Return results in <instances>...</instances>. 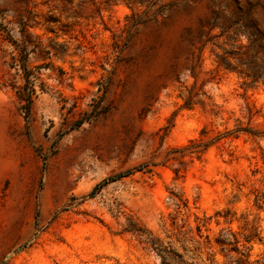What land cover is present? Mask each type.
<instances>
[{
	"label": "rangeland",
	"instance_id": "374dc122",
	"mask_svg": "<svg viewBox=\"0 0 264 264\" xmlns=\"http://www.w3.org/2000/svg\"><path fill=\"white\" fill-rule=\"evenodd\" d=\"M0 21L38 76L25 118L0 35V264H160L134 230L175 248L172 215L264 259V0H0Z\"/></svg>",
	"mask_w": 264,
	"mask_h": 264
},
{
	"label": "trees",
	"instance_id": "16d2710c",
	"mask_svg": "<svg viewBox=\"0 0 264 264\" xmlns=\"http://www.w3.org/2000/svg\"><path fill=\"white\" fill-rule=\"evenodd\" d=\"M21 22L22 28L24 29L26 24L22 20ZM0 35L4 40L13 45V49L15 50V53L11 55L10 66L20 71L23 82L17 86L16 95L22 102L21 108L24 109V117L27 118L33 99L37 96L35 79L38 76L27 65V45L25 43L20 45L14 40L1 21ZM100 98L93 105L92 110L88 112L86 119L91 120L106 111L105 107L101 106L99 108L98 106ZM78 122L82 123L81 120ZM245 131L253 134L251 130ZM203 132L205 130H202L201 133ZM200 140L201 138L191 139L187 144L180 147L179 150L183 151V155L195 154L197 157H200L207 148L206 143ZM174 172L177 174L178 170L175 169ZM122 175L124 174L109 176L102 184L114 181ZM172 195L176 198H174V203L177 208L187 206L186 200L182 199L181 196L178 194ZM263 203V196L256 194L253 202L256 208H264ZM170 219V225L176 232V241L180 242L179 246L175 248L171 246L170 241L155 242L153 236H148L141 230H134L143 238L148 248L159 256L160 264H264V259L262 261L258 259L253 262L250 261L252 238L239 230L224 227L220 228L213 237H210L208 234L203 235L201 234V227L204 225L205 219L195 216L196 236H194L192 229L185 227L184 221L178 226L175 215H172ZM220 257L223 259H220Z\"/></svg>",
	"mask_w": 264,
	"mask_h": 264
}]
</instances>
